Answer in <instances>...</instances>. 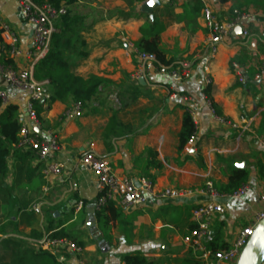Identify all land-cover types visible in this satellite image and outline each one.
<instances>
[{
  "label": "crops",
  "instance_id": "obj_1",
  "mask_svg": "<svg viewBox=\"0 0 264 264\" xmlns=\"http://www.w3.org/2000/svg\"><path fill=\"white\" fill-rule=\"evenodd\" d=\"M149 1L64 4L77 18L64 51L69 72L83 79H101L103 84L78 119L62 121L66 110L75 105L71 100L50 103L45 109L37 105L41 134L46 137L50 131L58 138L60 151L48 162L63 165L60 176H46L45 163L37 153L11 150L8 174L0 181V264H125L123 257L136 255L149 264H196L183 240L196 228L192 213L204 198L154 200L143 207L121 209L119 219L107 211L111 220L102 230L97 210L89 211L99 196L96 177L80 163L88 151L105 157L118 177L137 183L146 179L157 192L199 189L211 181L220 193L229 195L232 192L226 188L232 172L246 171L248 180L243 185L249 187L248 193L238 200H219L225 214L212 220L209 235L218 247H229L264 208V0H159L153 15L163 29L160 48L171 64L192 61L193 76L176 84L149 65L141 84L133 76L138 70L140 31L151 22L145 12ZM205 7L223 22L231 20L235 10L250 16L243 25L250 36L245 39L234 31L210 65L214 79L210 98L220 116L233 122L245 117L251 127L243 134L234 131L217 123L204 108L197 113L195 149L179 152L188 108L184 99L204 98ZM0 14L19 35L20 45L30 48L32 31L18 1L0 0ZM232 63L239 64L244 82L238 80ZM0 88L7 92L9 103L19 108L18 115L24 112L27 99L3 83ZM61 230L67 239L83 244L81 257L36 247L35 241Z\"/></svg>",
  "mask_w": 264,
  "mask_h": 264
},
{
  "label": "built area",
  "instance_id": "obj_2",
  "mask_svg": "<svg viewBox=\"0 0 264 264\" xmlns=\"http://www.w3.org/2000/svg\"><path fill=\"white\" fill-rule=\"evenodd\" d=\"M17 1L21 16L32 31L30 48H23L20 45L19 35L0 14L2 39L0 52L7 54L8 58L13 61V65L10 66L0 65V77L5 86L27 99L24 112L18 115L20 123L19 143L15 147L37 153L40 161L45 163L44 174L46 176H60L64 169L63 165L58 162H48L49 157L53 153L60 151L58 138L50 131L46 133V137L41 134V123L36 111L37 105H41L45 109L46 105L51 103L50 81H37L35 70L38 63L50 52L53 36L59 33L58 26L67 15L68 9L65 5L58 7L48 1ZM203 18L208 32L205 50L202 55L205 92L202 101L193 97H186L184 99L188 105L187 113L191 116L195 126V133L185 147L187 153H191L195 149L199 126L197 113L204 108L209 110L217 123L229 127L234 131H240L243 134L249 131L251 127L249 120L245 117H241L238 122H233L220 116L213 101L206 94V90L211 88L214 83L210 65L217 58L220 47L227 43V38L233 34L238 26L242 27L243 38L246 39L250 36L249 30L243 27L250 16L247 13L235 10L233 18L227 22H223L217 18L210 7H205ZM136 57L138 70L133 76V79L136 81L145 76L149 65H155L160 74L168 76L176 84L190 81L193 76L194 63L190 60L163 65L153 54L137 51ZM18 61H22L23 65H17ZM232 69L235 71L238 80L244 82L242 69L239 64L232 63ZM262 72L264 73V64ZM259 78L257 77V79ZM0 97L5 105L10 104L7 92L1 88ZM83 114V106L75 104L72 108L66 110L62 121L78 119ZM28 120L33 123V128L30 127ZM80 163L96 177L99 196L94 208L97 211L102 210L109 203H114L122 210H128L146 206L154 200L161 202L176 201L196 195L204 198V202L194 209L192 213L196 228L183 240L184 245L194 259L202 264H236L249 238L253 235L256 225L264 219L263 208L256 214L255 221L243 228L227 249L214 251L209 245L212 220L217 216L225 214L224 206L219 200L224 197L232 200L243 198L249 191L247 185H243L240 189L229 195L220 193L211 181L199 189H174L157 192L153 184L146 179H142L137 183L129 178L118 177L113 172L109 161L94 151L85 152L80 158ZM75 190V187H73V191ZM36 211L38 212L39 210ZM35 244L41 251L49 253H68L75 257H81L84 253V249L75 242L67 238L55 239L51 235L35 241Z\"/></svg>",
  "mask_w": 264,
  "mask_h": 264
},
{
  "label": "trees",
  "instance_id": "obj_3",
  "mask_svg": "<svg viewBox=\"0 0 264 264\" xmlns=\"http://www.w3.org/2000/svg\"><path fill=\"white\" fill-rule=\"evenodd\" d=\"M38 2L48 1L56 6L68 5L76 0H36ZM222 2L226 0H221ZM77 23V18L72 17L68 12L59 24V33L55 34L52 39L51 49L48 55L41 60L36 66L35 78L37 81H50L51 103L57 101L71 100L75 104H81L83 107L88 106L95 96L99 93V88L103 81L98 78L83 79L69 72V66L65 60V48L72 41V34L69 32L70 27ZM162 28L156 22H147L141 28L142 39L138 43V50L141 53L153 54L158 61L163 65H170L171 61L166 60V55L160 48V34ZM0 32V43H1ZM0 65L10 66L13 61L8 58L5 53H0ZM206 94L210 97V88L206 90ZM36 108L37 114L41 112L40 106ZM19 108L16 105H5L0 97V181H3L8 174V159L11 150L19 143L20 123L18 121ZM195 133V126L191 116L187 113L182 130L180 132L179 152H182L190 138ZM27 157V156H26ZM248 180V173L244 170H235L232 172L229 184L226 188L227 192H234L240 189ZM86 205L83 210L85 211ZM110 211L111 218L119 219L122 216L121 209H116L114 203H109L102 210L97 211L96 219L102 230H105L109 225L110 218L106 215ZM196 227V225H195ZM194 227V228H195ZM34 235V234H33ZM36 236V235H34ZM38 237V236H37ZM52 238L60 239L67 238L64 231H57L51 235ZM83 247V244H78ZM214 251L224 250L228 247H218L214 242L209 243ZM49 257V253H44ZM192 256V255H191ZM196 264H202L194 259ZM125 264H149L148 260L140 255L123 257ZM54 264H60L55 262Z\"/></svg>",
  "mask_w": 264,
  "mask_h": 264
},
{
  "label": "water",
  "instance_id": "obj_4",
  "mask_svg": "<svg viewBox=\"0 0 264 264\" xmlns=\"http://www.w3.org/2000/svg\"><path fill=\"white\" fill-rule=\"evenodd\" d=\"M160 5L159 0H150L145 6V12L149 14L151 22L154 21L153 11ZM242 34V27L238 26L234 35ZM32 36V33H31ZM143 84V79L139 80ZM2 79L0 77V85ZM90 213L95 212V208L89 209ZM95 225V223H93ZM264 262V219L255 227L253 235L249 238L247 245L242 250L236 264H263Z\"/></svg>",
  "mask_w": 264,
  "mask_h": 264
}]
</instances>
